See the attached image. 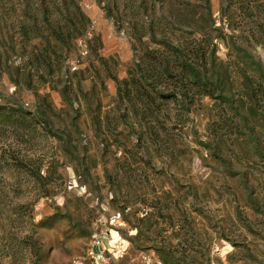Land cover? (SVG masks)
<instances>
[{
  "label": "rangeland",
  "instance_id": "obj_1",
  "mask_svg": "<svg viewBox=\"0 0 264 264\" xmlns=\"http://www.w3.org/2000/svg\"><path fill=\"white\" fill-rule=\"evenodd\" d=\"M118 239L264 264V0H0V264Z\"/></svg>",
  "mask_w": 264,
  "mask_h": 264
},
{
  "label": "built area",
  "instance_id": "obj_2",
  "mask_svg": "<svg viewBox=\"0 0 264 264\" xmlns=\"http://www.w3.org/2000/svg\"><path fill=\"white\" fill-rule=\"evenodd\" d=\"M70 188H75L82 192L85 190L84 187L78 185L77 181H72L70 183ZM109 237V235H107ZM120 238V237H119ZM119 244L117 248H110L105 245L102 240L95 242L94 246L89 251V257L95 264H113L116 260L122 259L125 256L127 247L123 245L121 239L116 241ZM82 264V263H75Z\"/></svg>",
  "mask_w": 264,
  "mask_h": 264
},
{
  "label": "crops",
  "instance_id": "obj_3",
  "mask_svg": "<svg viewBox=\"0 0 264 264\" xmlns=\"http://www.w3.org/2000/svg\"><path fill=\"white\" fill-rule=\"evenodd\" d=\"M123 259V258H122ZM117 261H121V259L117 260Z\"/></svg>",
  "mask_w": 264,
  "mask_h": 264
}]
</instances>
